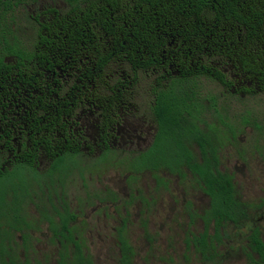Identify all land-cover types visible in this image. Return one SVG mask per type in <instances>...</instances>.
I'll return each instance as SVG.
<instances>
[{
	"label": "rangeland",
	"instance_id": "rangeland-1",
	"mask_svg": "<svg viewBox=\"0 0 264 264\" xmlns=\"http://www.w3.org/2000/svg\"><path fill=\"white\" fill-rule=\"evenodd\" d=\"M26 7H14L3 21L10 32L9 39L32 40L34 26ZM150 80L143 77L142 85ZM191 82L194 83L190 90L176 88V93L196 109L202 107L206 115L203 112L199 116L197 122L203 123L200 128L197 125L196 132L192 130L193 122L172 121L173 139L182 142L191 163L202 167L207 160L214 163L211 153L217 165L220 148L216 168L230 179L238 202L247 206L248 222L237 227L225 225L217 230V236L214 222L208 224L205 215L211 213L210 199L194 175L180 169L186 177H169L165 170L143 166L139 154L126 155L123 161L118 158L117 164L108 169L100 166L87 173H73L62 188L34 182L46 170L25 172L20 174L21 180L17 178L19 174L12 175L16 170H10L0 178V252L7 255L5 261L73 264V245H67L68 259L59 257L62 245L52 240L49 224L42 215L57 213L63 203L75 212L70 224L73 238L90 264H120L122 240L130 249L129 264H247L244 251L250 230L258 228L264 242V91L240 99L227 95L207 77ZM203 130L209 135H204ZM218 132L224 134L221 144ZM179 160L189 169L186 158ZM205 231L210 236L207 242L213 247L207 259L198 254L193 243V237Z\"/></svg>",
	"mask_w": 264,
	"mask_h": 264
},
{
	"label": "flooded vegetation",
	"instance_id": "flooded-vegetation-1",
	"mask_svg": "<svg viewBox=\"0 0 264 264\" xmlns=\"http://www.w3.org/2000/svg\"><path fill=\"white\" fill-rule=\"evenodd\" d=\"M91 5L85 18L83 13L78 18L70 16V5L61 0L27 6L35 33L32 40L14 38V52L22 56H4L9 71L0 75V178L10 170H16L12 175L19 174L20 179V174L41 169L46 171L33 179L35 183L62 188L73 173L100 166L108 169L118 158L123 161L126 155L139 154L143 166L183 179L185 173L179 170L192 173L190 169L184 163L167 166L152 147L160 134V121L193 122V129L202 125L197 122L200 115H206L202 107L196 109L176 93V88L190 90L191 80L205 77L202 68L191 71L192 62L181 63L179 49L169 51L170 55L163 50L166 57L161 60L144 52L134 65L124 42L119 59L99 61V55H114L116 50L107 25L123 39L127 21L124 6L111 8L105 0ZM224 75L233 77L229 71ZM143 77L152 81L142 85ZM218 85L240 99L258 91L252 80ZM162 135L165 145L159 150L172 153L168 145L173 143V133L164 130ZM222 135L218 132L220 144ZM193 175L202 186L203 181ZM58 209L57 213H75L63 203Z\"/></svg>",
	"mask_w": 264,
	"mask_h": 264
},
{
	"label": "trees",
	"instance_id": "trees-1",
	"mask_svg": "<svg viewBox=\"0 0 264 264\" xmlns=\"http://www.w3.org/2000/svg\"><path fill=\"white\" fill-rule=\"evenodd\" d=\"M38 1L40 0H0V75L9 71L8 65L3 61L4 56H22L21 53L14 52L15 48L9 43L15 39H9L10 32L3 21L14 7L29 6ZM61 1L70 5V16L78 18L79 14L83 13L85 18L92 2L97 0ZM105 1L111 8L124 6L127 31L125 34L121 33L124 37L121 39L120 33L114 31L110 23L107 25L109 34L114 37L116 50L114 55H99V61L106 63L119 59L123 42L126 44L129 60L134 65L140 62L144 52L154 54L161 60L166 57L162 55L163 50L168 54L169 51L179 49L182 53L180 62H192L191 71L194 67L202 68L205 77L228 87L236 83L237 79L252 80L258 91H264V0ZM171 42V46L167 47ZM224 71H229L233 77H225ZM32 80L37 81L34 78ZM167 115L165 113L163 117L166 118ZM172 121L166 119L159 122L160 134L152 148L167 166L179 165V159H187V167L203 181L201 188L210 199L211 213L205 215L208 224L211 220L214 222L216 235L218 236L217 230L225 225L237 227L240 223L248 222L247 206L236 199L230 179L218 172L214 153L210 154L214 163L207 160L205 167H202L196 162L191 163L190 157H186L190 155L184 154L179 139H173V143L168 145L172 153L159 150L165 145L161 142L162 133L164 130H170ZM196 130L194 128L193 132ZM198 140L203 139L198 137ZM201 149L203 150V147ZM42 215L49 224L52 240H57L62 245L59 257L65 256L68 259L67 245H73L72 263L90 264L89 257H85L79 243L73 238L74 230L70 224L75 216L72 213ZM209 238L206 231L193 237L195 248L204 259H207L213 250L212 245L209 246L207 242ZM247 242V251H244L247 264H264V242L260 238L258 228L250 230ZM1 251L0 264H17L13 259H9V263L6 262L4 257L7 255ZM121 252L120 264H129L130 249L123 240Z\"/></svg>",
	"mask_w": 264,
	"mask_h": 264
}]
</instances>
